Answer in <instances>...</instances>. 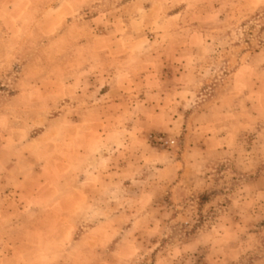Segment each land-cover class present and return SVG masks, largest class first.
<instances>
[{
	"label": "rangeland",
	"instance_id": "1",
	"mask_svg": "<svg viewBox=\"0 0 264 264\" xmlns=\"http://www.w3.org/2000/svg\"><path fill=\"white\" fill-rule=\"evenodd\" d=\"M0 207L34 264H264V0H0Z\"/></svg>",
	"mask_w": 264,
	"mask_h": 264
},
{
	"label": "crops",
	"instance_id": "2",
	"mask_svg": "<svg viewBox=\"0 0 264 264\" xmlns=\"http://www.w3.org/2000/svg\"><path fill=\"white\" fill-rule=\"evenodd\" d=\"M112 76H108L104 79L105 87L107 89H99L95 88L91 93H94L95 95H99L100 97H105L107 95L111 96H122L124 92L129 91H121L117 88V86L114 83L115 80V74H111ZM117 78V77H116ZM88 172V171H87ZM1 210V207H0ZM1 213V212H0ZM2 218H5V216L0 215V221ZM28 234H26L25 231H21L15 234L11 233H0V264H34L29 261H25L22 259L19 260V254L17 253L18 248L24 246V243L27 242ZM78 243V242H77ZM2 245L7 246V249L2 250ZM50 257L47 258L49 260ZM17 259L20 261L18 262Z\"/></svg>",
	"mask_w": 264,
	"mask_h": 264
},
{
	"label": "built area",
	"instance_id": "3",
	"mask_svg": "<svg viewBox=\"0 0 264 264\" xmlns=\"http://www.w3.org/2000/svg\"><path fill=\"white\" fill-rule=\"evenodd\" d=\"M167 144H168L167 142L164 143V145H167Z\"/></svg>",
	"mask_w": 264,
	"mask_h": 264
}]
</instances>
